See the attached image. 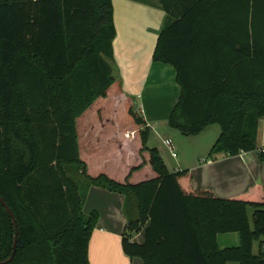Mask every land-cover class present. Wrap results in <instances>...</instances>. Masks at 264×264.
I'll use <instances>...</instances> for the list:
<instances>
[{
    "label": "trees",
    "instance_id": "trees-1",
    "mask_svg": "<svg viewBox=\"0 0 264 264\" xmlns=\"http://www.w3.org/2000/svg\"><path fill=\"white\" fill-rule=\"evenodd\" d=\"M158 1L167 16L153 60L171 64L181 86L170 125L192 135L218 124L210 156L260 149L264 0ZM115 37L112 0H0V195L18 223L15 256L3 264H91L99 213H84L86 195L69 166L86 177V189L125 195L128 256L144 264H264L261 186L229 197L184 187L189 171H168L148 146L147 126L139 131V153L154 177L129 179L143 163L124 181L89 173L77 120L115 82ZM129 114L144 123L135 110ZM125 137L134 141L137 133ZM259 155L264 160V150ZM143 229L144 241H133ZM226 232H239L240 245L220 248L217 235ZM15 233L0 202V261L10 258Z\"/></svg>",
    "mask_w": 264,
    "mask_h": 264
},
{
    "label": "crops",
    "instance_id": "crops-1",
    "mask_svg": "<svg viewBox=\"0 0 264 264\" xmlns=\"http://www.w3.org/2000/svg\"><path fill=\"white\" fill-rule=\"evenodd\" d=\"M112 5L116 27L113 41L116 79L107 95L97 99L78 118L79 147L91 175L106 173L116 180L124 181L133 166L143 163L141 168L129 175L132 182H137L154 177L155 172L148 161L145 162L140 156L141 142L138 140L136 144L137 138L132 141L125 137L130 132L138 133L141 127L130 124L131 128L123 129L128 124L127 120L134 122L129 110H139L143 115L141 117L145 126L150 130L149 144L152 133L160 136L159 130L165 129V125L176 129L170 125L169 116L179 101L181 86L171 64L153 60L158 36L167 16L159 1L112 0ZM138 101H141V107ZM210 125L192 135L200 136ZM168 134L171 136L170 132ZM217 134L215 136L218 138L220 133ZM215 141L203 145L204 149H191L181 152L177 157L168 151L172 160L162 156L163 149L148 146L158 149L169 172L189 171L188 177L183 179V185L188 189L209 188L218 197H229L261 186L264 193V160L260 158L259 149L237 154L219 152L210 156ZM258 142L259 147L264 145V118L259 121ZM143 155L148 160L147 153ZM125 202L123 193L94 184L89 187L83 211L85 214L92 211L99 213L89 242L91 264H144L140 257L125 254L122 247V234L127 223ZM131 208L132 212L136 211L134 204ZM144 239V229L132 237L133 241L140 243ZM256 242L254 253L259 251ZM217 243L220 248L239 246L240 234L219 233Z\"/></svg>",
    "mask_w": 264,
    "mask_h": 264
},
{
    "label": "rangeland",
    "instance_id": "rangeland-1",
    "mask_svg": "<svg viewBox=\"0 0 264 264\" xmlns=\"http://www.w3.org/2000/svg\"><path fill=\"white\" fill-rule=\"evenodd\" d=\"M138 103H139L138 105L141 107L142 106L141 101H138ZM137 111H136V114H138L140 116H143L139 110H137ZM119 115L122 116V114H119ZM126 122L128 124H127V126L123 127V129H126L127 127L131 128L130 124L133 127H137V126L141 125L140 129L146 127L144 123L139 124V123H137L135 121V119H134V122L136 124L133 121L131 122L130 120L129 121L127 120ZM129 122H131V123H129ZM78 128H80V127L78 126ZM258 128H259V124H258ZM159 131H160V136L152 133V136H151V139H150V142H149L148 145L149 146L154 145V146L159 147L160 149H163V151H161L162 152L161 154H162V156L164 158H166L168 160H172V157H170V153L168 152L169 150L163 144L162 139L164 137H171L173 139V142H174V145H175V148H176V152H177V154L180 155L181 152H185V151L188 152L191 149H193V150L204 149V147H202V146L203 145H208L210 143V141L214 142L216 140V138H217V136H215V134H217V133L219 134L221 132L220 131V126L218 124L210 125L209 127H207V129H206V131H204V133L200 134V136L184 135L183 133H181L180 130L168 127V125H165V129L160 128ZM168 132H170L171 136H168L169 135ZM139 135L140 134L138 132L137 133V140H139ZM213 142H211V143H213ZM68 173L78 182V184L80 186V191L87 196L88 189H86V187H87V185H86V177L82 173H80L79 170L76 167H74V166H69L68 167ZM132 204L135 205L134 197H133V201H131V205ZM129 206H130V204H129ZM135 207H136V205H135ZM252 212H253V209L251 211V208H250L249 209V218H250L251 223H252ZM135 214H137V213H135ZM132 216H134V215H132ZM256 244L259 245V243H257V242H256ZM256 251H257V248H256ZM137 259L141 260L139 258H137ZM230 263L231 264H237L234 261H230Z\"/></svg>",
    "mask_w": 264,
    "mask_h": 264
},
{
    "label": "water",
    "instance_id": "water-1",
    "mask_svg": "<svg viewBox=\"0 0 264 264\" xmlns=\"http://www.w3.org/2000/svg\"><path fill=\"white\" fill-rule=\"evenodd\" d=\"M0 202L2 203V205L6 208V210L9 212L11 218L13 219L14 222V226H15V239H14V244H13V250L11 253L10 258L7 261H0V264H3L5 262H10L13 260L14 256H15V251H16V247H17V240H18V223L17 220L15 218V214L12 211V209L8 206V203L4 200V198L0 195Z\"/></svg>",
    "mask_w": 264,
    "mask_h": 264
},
{
    "label": "built area",
    "instance_id": "built-area-1",
    "mask_svg": "<svg viewBox=\"0 0 264 264\" xmlns=\"http://www.w3.org/2000/svg\"><path fill=\"white\" fill-rule=\"evenodd\" d=\"M163 141V144L166 146V148L170 151L171 155L173 157H177L178 154L176 152V148H175V145H174V142H173V139L171 137H164L162 139ZM260 151L264 150V145L262 147H260L259 149Z\"/></svg>",
    "mask_w": 264,
    "mask_h": 264
}]
</instances>
